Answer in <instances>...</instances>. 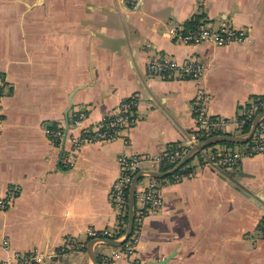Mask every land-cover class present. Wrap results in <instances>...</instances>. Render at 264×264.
I'll return each instance as SVG.
<instances>
[{"label": "crops", "instance_id": "0c3cea01", "mask_svg": "<svg viewBox=\"0 0 264 264\" xmlns=\"http://www.w3.org/2000/svg\"><path fill=\"white\" fill-rule=\"evenodd\" d=\"M194 16L248 37L226 46L180 42L170 30L189 28ZM151 59H195L203 70L152 74ZM0 76V190L14 191L0 210V264L28 255L36 264H93L90 231L126 233L117 237L125 212L112 199L123 153L142 157L141 172L153 170V156L188 150L204 94L209 116L228 122L221 132L243 134L239 120L264 99V0H0ZM131 98L138 123L125 132L128 144L86 143L71 158L68 143L47 134L78 114L94 130ZM222 144L202 154L249 147ZM202 154L189 162L192 178L142 180L157 183L161 208L146 217L137 255L111 264H264V153L224 170L204 167ZM122 246L94 250L112 256Z\"/></svg>", "mask_w": 264, "mask_h": 264}, {"label": "built area", "instance_id": "2783aa9c", "mask_svg": "<svg viewBox=\"0 0 264 264\" xmlns=\"http://www.w3.org/2000/svg\"><path fill=\"white\" fill-rule=\"evenodd\" d=\"M170 33L174 35L180 42L186 44H203L211 43L216 46H226L233 43H243L248 34L243 29L234 27H228L223 25L220 28H214L209 24H201L198 27L192 29H171ZM147 69L152 74L171 75L182 74L183 76L196 77L202 73L203 66L195 59H189L185 64L180 65L174 60L170 59H151L148 62ZM4 78L0 76V135L2 125V98L4 95ZM208 100L207 95H202L198 101L195 109L198 119V131L201 135L208 136V138L216 136V132L221 130L227 125L226 119L210 117L207 112L206 103ZM135 99L131 98L124 100L117 108L116 113L113 116L105 119L104 122L96 129H86L83 127L84 120L83 115L78 114L69 127V133L66 138V144L68 143V156L73 157L74 152L86 143L115 141L118 139H124L128 144L129 140L125 135L129 129L135 127L138 123V119L134 115ZM264 112V99L258 98L250 103L245 115L239 121V127L250 124L251 126L255 118ZM81 130L79 135L72 133V130ZM48 136L55 140L63 142L65 138V132L62 128H47ZM250 131V130H249ZM248 133V132H247ZM246 134V133H243ZM197 135L188 140V150L178 149L172 152H166L161 155L153 156L150 158L152 169L158 171L160 167L164 168L163 172H167L173 169L185 154L190 150L192 146L197 144ZM248 151L245 153L238 151H225V152H210L202 154L201 164L204 167H211L216 170L234 169L237 167L245 156L257 155L264 153V120L257 126L252 139L246 143ZM119 162L122 166L121 176L114 182L112 187V199L116 208L124 210L128 209V193L129 187L133 178L140 172L141 164L143 162L142 157L136 155H130L123 153L119 157ZM189 164V163H188ZM185 167V166H184ZM182 167V168H184ZM181 168V169H182ZM180 169V170H181ZM179 170V171H180ZM177 171L172 176L178 182L186 178L194 177L193 171L179 172ZM144 179V178H143ZM143 184V190L137 191V203H136V218L134 224V231L131 237L126 241L123 250L117 249L113 251L112 256L106 254H98L99 264H110L113 261L121 258L122 256H134L137 248V244L140 239L142 227L145 219L151 214L159 212L162 200L160 197V189L155 182L148 184L140 181L139 185ZM138 185V186H139ZM142 186V185H141ZM14 191L11 189L8 193H4L0 190V210H5L12 201ZM128 213V212H127ZM264 229V224H263ZM127 231V228H126ZM125 231V232H126ZM112 231L104 230L97 232L95 230L90 231L89 235L93 239L98 238H114L122 239L125 234L120 238H115L112 235ZM114 234V233H113ZM38 260L34 255L23 256L12 262L11 264H36ZM7 264V263H5ZM134 264H140L139 260H136Z\"/></svg>", "mask_w": 264, "mask_h": 264}, {"label": "water", "instance_id": "95a60500", "mask_svg": "<svg viewBox=\"0 0 264 264\" xmlns=\"http://www.w3.org/2000/svg\"><path fill=\"white\" fill-rule=\"evenodd\" d=\"M264 120V112L259 114L248 133L241 134V135H216L213 137L208 138L207 140L198 142L194 146L190 148V150L185 154V156L180 160V162L171 170L167 172H160L155 170H147V171H141L139 172L132 180L130 187H129V193H128V225H127V231L122 239H114V238H98L93 239L88 244V252L90 255V258L93 262V264H99L98 263V255L96 254L94 250V246L97 244H105L112 247H120L123 244L126 243V241L131 237L134 231V224H135V218H136V203H137V191H138V185L140 181L145 178L146 176H150L153 178H165L167 176L173 175L177 171H179L182 167L187 165L189 162L193 160V158L203 149L220 144V143H229V144H246L248 143L252 137L253 134L257 128V126ZM69 124H66V127L64 129L65 132V138L63 140V145L66 144V138L69 133ZM150 264H156V263H150Z\"/></svg>", "mask_w": 264, "mask_h": 264}, {"label": "trees", "instance_id": "16d2710c", "mask_svg": "<svg viewBox=\"0 0 264 264\" xmlns=\"http://www.w3.org/2000/svg\"><path fill=\"white\" fill-rule=\"evenodd\" d=\"M201 20V17L199 16H194L193 20H191L188 24L189 28L188 29H192V28H195V27H198L200 26L199 22ZM243 117V116H242ZM241 117V119H242ZM240 119V120H241ZM239 120V121H240ZM242 130L243 133H247L249 132L250 130V124H246V125H243L242 128H240ZM215 134L217 135H224V134H228V133H223L220 131L216 132ZM195 135H197V138H198V141H203V140H206L208 139V136H205V135H201L200 132H196ZM230 135V134H229ZM222 145H225L227 146L228 148H230V146H233L229 143H223ZM175 151V150H173ZM187 171H191V168H190V164H187L184 168H182L179 172H187ZM128 209L127 211L121 216L120 218V221L121 223L124 225V228H122V230L119 232V234H117V237H120L121 235H123L125 233V230H126V226L128 225ZM92 239L88 240V242H90ZM126 245H123L122 248L124 249Z\"/></svg>", "mask_w": 264, "mask_h": 264}, {"label": "rangeland", "instance_id": "374dc122", "mask_svg": "<svg viewBox=\"0 0 264 264\" xmlns=\"http://www.w3.org/2000/svg\"><path fill=\"white\" fill-rule=\"evenodd\" d=\"M142 180H143V179H142ZM142 180H141V181H142ZM123 245H124V244H123ZM135 255H137V252H135L134 256H135ZM110 264H111V263H110Z\"/></svg>", "mask_w": 264, "mask_h": 264}]
</instances>
